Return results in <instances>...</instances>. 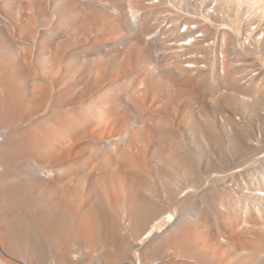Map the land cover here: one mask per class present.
Returning <instances> with one entry per match:
<instances>
[{
	"label": "bare ground",
	"instance_id": "6f19581e",
	"mask_svg": "<svg viewBox=\"0 0 264 264\" xmlns=\"http://www.w3.org/2000/svg\"><path fill=\"white\" fill-rule=\"evenodd\" d=\"M14 1L0 0L17 24L0 36V264H264L262 140L210 115L264 106V0L210 23L145 0H53L54 22L46 0ZM192 19L206 36L186 46Z\"/></svg>",
	"mask_w": 264,
	"mask_h": 264
},
{
	"label": "built area",
	"instance_id": "2783aa9c",
	"mask_svg": "<svg viewBox=\"0 0 264 264\" xmlns=\"http://www.w3.org/2000/svg\"><path fill=\"white\" fill-rule=\"evenodd\" d=\"M247 2L248 0H239L237 3L231 0H145V3H147L148 5L168 7L170 10L175 11L176 13L184 17H190V14H194L195 16L197 15V19L203 20L205 21V23H210L213 20L225 19L229 17V15L234 14L235 10L227 7L229 4H238V12H236L235 14L240 16V18L242 17L243 19H246L249 16ZM166 24L167 22L164 23V25ZM172 26L173 23L167 25L168 29H170ZM179 32L186 38V46L195 45L196 39L203 40L206 36L201 27L197 25L196 19H192L190 22H182L179 27ZM160 33L161 29L157 32L156 35L153 36V38L155 37L156 39V45L163 43L162 39H164V35H160ZM173 37H171L170 39H172ZM166 39L169 40L168 38ZM170 43L174 45L176 41L173 40L172 42L170 41ZM153 57L157 60V51H154ZM189 57L190 55H186L183 59H189ZM186 65L187 67L191 68L196 67V63L194 62H189Z\"/></svg>",
	"mask_w": 264,
	"mask_h": 264
},
{
	"label": "rangeland",
	"instance_id": "374dc122",
	"mask_svg": "<svg viewBox=\"0 0 264 264\" xmlns=\"http://www.w3.org/2000/svg\"><path fill=\"white\" fill-rule=\"evenodd\" d=\"M17 4V0H15L14 1V5H16ZM119 4V3H118ZM46 7H47V9H48V11H49V13L52 15V17H54L53 18V21L55 22L56 21V19H57V16H56V13H55V10L52 8L53 7V0H46ZM52 8V9H51ZM49 9H51V10H49ZM54 10V11H53ZM51 11V12H50ZM11 23H13L14 25L12 26V25H8V24H11ZM8 25V27L9 28H11L14 32H16V30H17V24H15L14 22H13V18L11 17V16H9V14L8 13H6V12H4L3 11V9H2V7H0V30H1V32H0V36H7V34L9 35V33L7 32L8 31V27H7V25ZM3 25V26H2ZM5 25V26H4ZM38 27H40V28H38V27H36L37 29H39L38 31H41V29H42V27H43V25L40 23L39 25H37ZM42 26V27H41ZM52 26V25H51ZM6 28H8V29H6ZM44 28V27H43ZM3 31H5V32H7V34L5 33V32H3ZM43 31V30H42ZM3 32V33H2ZM41 33V32H40ZM6 34V35H5ZM106 34H108L107 32H106ZM140 40H141V38H139ZM138 39H136V41H137ZM140 40H138V42H139V44H141V42H142V40L140 41ZM134 41V40H133ZM136 41H135V43H136ZM138 42L136 43V45H138ZM134 43V42H133ZM235 44V43H234ZM142 47H143V45H141ZM237 47V46H236ZM240 48V47H239ZM120 53V52H119ZM136 65V64H135ZM135 65H134V62H131V67L132 68H135ZM137 66V65H136ZM143 65H139L138 67H136L134 70H130L129 68L128 69H126V70H124L123 71V69L121 70L120 69V74H121V76L123 77V75L124 74H126L127 76H130L131 74H133V72L135 73L136 72V70H138L139 68H141ZM146 71V68L144 67L141 71ZM216 87L217 88H221V89H219V90H224V91H222L223 93H225L227 90H229V89H231V88H233V87H218L217 85H216ZM216 87H215V89H216ZM225 88V89H224ZM228 88V89H227ZM217 90V89H216ZM204 93H201V94H196V95H200L198 98H199V101H201V99H203V101L202 102H204L205 101V99L208 97L207 96V94H206V96L207 97H205V95H203ZM210 95H212L211 93H210ZM202 96V97H201ZM203 97H205V98H203ZM201 98V99H200ZM222 98V97H221ZM224 98V97H223ZM210 101L209 100V98L208 99H206V102H208V101ZM219 101H220V99H219ZM219 101H217L218 103H219ZM202 102H200V104L202 103ZM206 102H204L203 104H205ZM236 102H238L237 104H239V102H241V101H236ZM242 103V102H241ZM240 103V104H241ZM249 103H251V102H249ZM202 104V105H203ZM221 104V105H220ZM223 104H225V102L223 103V101H222V99H221V102L218 104V109H219V111L217 110V108H216V110L218 111H213V109L211 108V107H207L208 109H210V112L211 111H213L210 115H212L213 114V116H212V118L213 119H218L217 120V122H221V120H223L222 118L223 117H225L226 116V118L228 117V115H229V117L231 118V116H232V119L234 120L235 119V121L236 122H239V123H242V122H247L246 123V125H249V127L250 128H253V130L251 129V133H250V136H249V138H248V140H249V142H252L253 140L255 141V139L256 140H262L259 144V146L257 147V148H260L261 147V145L262 146H264V106L262 107V110L261 111H263V113L260 111V110H257L256 112H252L251 111V113H253V114H251L250 115V112H248L247 113V111H245V110H243L242 109V106H240V105H238V107H237V104H236V112H235V110H233V108H231V107H227L228 105H223ZM227 104V103H226ZM198 105H199V103H198ZM201 105V106H202ZM242 105V104H241ZM223 106V107H222ZM260 107L262 106L261 104L259 105ZM225 107V108H224ZM227 108H228V110H227ZM240 108V109H239ZM136 109V108H135ZM227 110V111H225V110ZM214 110H215V108H214ZM238 110V111H237ZM241 110V111H240ZM230 111V112H229ZM243 111H244V113H243ZM246 112V113H245ZM259 112H261V113H259ZM217 113H218V115H217ZM235 113V114H234ZM260 114V116H262L261 117V119H260V116H258L259 114ZM216 114V115H215ZM222 114V115H221ZM225 114V115H224ZM258 114V115H257ZM262 114V115H261ZM231 115V116H230ZM243 115V116H242ZM223 116V117H222ZM244 116H245V118H246V121H245V118H244ZM248 118H247V117ZM257 116V117H256ZM215 117V118H214ZM228 117V118H229ZM251 119H250V118ZM253 117V118H252ZM198 118H199V115H198ZM227 118V119H228ZM244 118V119H243ZM255 118V119H254ZM225 119V118H224ZM232 119H230V120H232ZM242 119H243V121H242ZM258 119H259V121H258ZM226 120V119H225ZM238 120V121H237ZM253 120V121H252ZM201 122H202V120H200ZM224 121V120H223ZM227 121V120H226ZM255 121V122H254ZM263 125H262V124ZM203 124V123H202ZM253 126V127H252ZM259 127V128H258ZM260 127H263V128H260ZM259 129V130H258ZM261 130V131H260ZM263 131V132H262ZM253 132V133H252ZM256 132V133H255ZM255 133V134H254ZM251 134H253V135H251ZM263 134V135H262ZM256 136V137H255ZM261 136H262V138H261ZM2 138V137H1ZM0 138V139H1ZM252 138H254V139H252ZM247 140V141H248ZM256 142H258V141H255L254 143H255V145H256ZM258 144V143H257ZM259 150V153L262 151V150H264V148H260V149H258ZM261 150V151H260ZM257 153H258V151H256ZM255 152V153H256ZM263 152V151H262ZM264 154V153H263ZM250 155V154H249ZM249 155H247V156H245V157H243V158H246L247 159V161H246V159H245V161L247 162V164H248V159H249V157L251 156H249ZM261 155H262V153H261ZM236 155H234V157L232 158V160H234L233 161V163L234 164H236L237 163V165H239L240 163H244V159L242 160V158H239V157H235ZM263 156V155H262ZM215 158V160H216V157H214ZM235 158V159H234ZM239 159V161L238 160H236V159ZM240 160H242L243 162H241ZM205 161V160H204ZM236 162V163H235ZM218 163H219V161H218ZM239 163V164H238ZM249 166L251 165V161H249V164H248ZM248 165H247V167H248ZM239 170H242V168H239ZM2 253V252H1ZM2 254H5V253H2ZM12 257H11V253H10V256H6V254L4 255V257H6L8 260H9V258L11 259L12 258V262L15 260V262L17 263V264H19L20 262H19V260H20V258L18 259V257H20V256H18V254L15 256V254H13L12 253ZM18 256V257H17ZM13 257L15 258L16 257V259H13ZM11 261V260H10ZM9 261V262H10ZM14 262V263H15ZM21 264V263H20Z\"/></svg>",
	"mask_w": 264,
	"mask_h": 264
}]
</instances>
